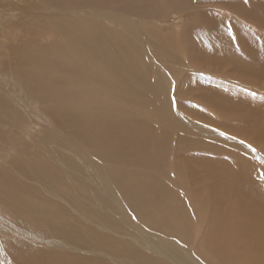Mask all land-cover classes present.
Listing matches in <instances>:
<instances>
[{
  "label": "rangeland",
  "instance_id": "obj_1",
  "mask_svg": "<svg viewBox=\"0 0 264 264\" xmlns=\"http://www.w3.org/2000/svg\"><path fill=\"white\" fill-rule=\"evenodd\" d=\"M213 1H217V0H111V1L110 0H93V1L92 0H65V1L64 0H0V23H1L0 55H2V57L0 56V214H2L3 212V214L6 215L5 213H7L6 212L7 209L1 206V201L6 196V193H10L11 191L16 190L22 183H24L26 184L27 192L28 193L30 192L29 194L31 195L27 197V202L30 201L32 203L31 205L33 206V208L36 207L35 209L39 210L38 208L41 207V210L44 209L45 211L47 208L49 210H52L54 213L56 210L60 208V211L63 214H58V216L55 215L56 213L54 215L53 213H51L53 216L51 214L48 216L45 214L41 215V217H47V218L49 217L50 220L51 219L55 220L54 223L55 225L61 226L63 224L66 227V221L70 218V216L72 217L70 218L71 221L73 219H79V216L85 221L86 218L83 217L84 216L83 209H85L86 207L96 210L98 212L97 215L100 213L99 215L103 216L104 222L106 223L108 222V224L105 223L104 225L101 222L100 223L97 222L99 221L96 218L97 215L91 216L88 214V218H89V219L87 218L88 222L85 221L88 227L90 226L87 231L88 233H86L81 228H80L81 230L79 231L69 229L68 234H70V236L68 235L67 236L68 238L66 237L65 239H62L59 242L55 243L54 246H56L57 244L56 247L58 248L55 249L52 248L51 246H52V242L57 240L53 238V236L52 237L49 236V234H47L46 231L41 230L44 228V226L38 225V228L34 227L37 226L36 224H33L31 226L30 223H35L34 221L33 222L28 221L25 223L24 221L25 219H22L21 217L19 219L20 222L22 221L21 222L22 228H19L20 230H22L20 234L21 236H18L19 238L16 239L20 241L23 245L27 244L28 246H32V248L34 249L32 251H34L38 255L37 258L40 259V262L38 263L37 261L35 264H47L48 262L49 263L52 262V264H56V263L65 264V262H63L65 260L64 258L65 254L77 255L79 253L82 255V259L79 260L78 264H91L90 262H94V261L99 262L100 264H102L103 262H107L110 264H114V263L115 264L116 263L117 264H150V262L151 264H157L159 262L160 264H171V263L176 264L174 263L173 260H176L178 257L180 258V260L184 261V264H191L192 263L191 261H193V264L195 263L216 264L210 258L206 257V255L209 256L210 252H217L215 250L213 243L210 240L211 237L210 234H212V230H213V223H210L209 225L210 227H205V224L207 225V222L201 223V229L197 230L193 235L189 237H185L184 233H180L176 230L172 222L167 221L168 215L160 218V215L157 214L150 215V212L145 211L142 205L145 204L146 201L144 202L138 200L136 202L137 205L139 204L138 208L140 207L138 209L137 206H132V202H130V199L127 200L117 199V197L114 195L116 194L119 195V194L117 189L114 190L113 187L120 186L121 188V184L119 183V186L111 182H106V184H104L105 183L104 180H106V177L108 178V175L110 177L111 172L109 171V168H111L112 165V164L110 165L111 161L113 159L117 161V159L115 158H118L119 156L112 157L110 151L109 152L110 156L107 155V157L108 156L111 157L112 158V160L110 159L111 161L105 158L100 159V157L102 156L98 155L100 153L99 151L98 152L95 151L96 142L94 143V140H92L94 139V137L92 136V133H90L91 131L89 124H86L87 133L83 132L84 134L77 135L79 136L80 139L74 136L83 129L80 126L70 122L69 119H67L66 113L69 109H72L74 105L63 102L62 100L65 99V97L66 98L69 97L71 92L76 93V95L72 93L71 95L77 96V98L78 95L79 97H81L80 91L78 88L75 87H70L68 90H65L64 88L61 87V86L64 87L63 82L69 80L68 72L70 70L69 67L61 69L60 66L61 56L51 55V54L59 52L63 49H67V46H72L71 44L68 45V43L64 41V39L68 37L70 33L73 32L77 33L74 35L75 37L83 36L82 33L79 34V32H77V28L81 26V25L80 26L76 25L78 22L83 24L84 21L88 25L92 26L89 27L88 30H90L95 34L97 32L105 33L111 30L118 31L119 34L115 40L116 44L122 45L124 46L125 49L129 50L131 61L125 60L121 57L116 45L106 46V52L103 54V56L106 57L107 60H100V64L107 62V65L104 66V68H106L108 67V65L111 66L115 62L117 64L116 67L118 70L130 68L129 73L123 72L120 76L126 78L127 82L122 86H120V90L122 91V94L120 95L121 97L120 96L119 97L122 100V97L124 99L125 96L126 98L123 100L125 102L129 101L130 97L131 98L133 97L132 99H130V101L132 100V102H137L139 100L143 105H145L146 113H150L151 110L154 113L156 112L155 115L158 114L157 120L155 119L153 124L151 123L153 120H150L151 122L148 120L147 116L149 114L146 113L136 114L137 115L136 117H138L139 120L142 119V118L140 119L139 117H144V115L145 117H147V118L144 117L142 122L143 123L142 129L145 128L144 129L145 132H147L148 130V132L151 133L150 131L153 130V132L155 133L159 130L158 132L159 134L157 133L158 136L155 133V136H157L156 138L154 137L153 132L150 134L153 136L151 138L145 136L144 134L145 132L143 133L141 132V134H143V137H145L146 139L143 138L140 132L138 131L143 143H145L144 146L149 143V145H146V153L147 152L151 154L154 153L156 156L158 155L157 157L159 158H161L160 157L161 155L162 156L161 159L164 160L166 157L165 156L163 157V154L171 155L170 154L171 151L175 153V150H178L179 147H181L183 144L187 147V148L185 146L181 147L182 150L185 151L187 149H190V147H193V145L195 147V143H198L201 140V143L204 144L203 148L207 150V151L205 150L204 153L207 154L210 153V155L213 154L215 155L217 153L216 155L217 156L220 155L221 157H223V160L225 159L226 161H228V159L230 160L232 159L233 161L238 163L240 162L243 163L245 160H250V159H251L250 161L254 160V163H256L258 167L260 166L259 168L262 170V176L252 174L256 179V183L254 184L256 188L252 186L244 176L241 175L240 171L238 170V166H236V176L238 177L237 180L239 182V185L243 189L246 190L253 189L256 192V195L253 196L257 199L256 204L257 205L262 204L264 206V175H263L264 174V122H263L264 109H262L264 108V91H263L264 68L263 66H261L257 68L256 71H251L249 68H246V70L243 71L241 70L242 72L238 71L236 69L238 68L236 65L240 62L230 61L226 56L227 52L226 51L222 52L224 46H220V44H226L241 49L245 54L243 56L244 61L249 62V65L252 67L256 56L260 55V57L264 58L263 55H261L262 53L257 49H255L254 55L251 58L252 51L255 48V46L263 45L264 23L263 21H260L257 18L252 19L251 21L248 20L250 11H249V7L247 6L244 7V11L242 13L245 17L243 16V18H241L240 20L239 17H237L236 14H234L237 17L236 19V17L232 14V11L230 9L218 7L212 3ZM228 3L230 5H233L234 0H229ZM251 7L254 10L253 14L255 16H259L261 15V13H264L262 7L260 8L257 1H252ZM40 10L42 11L44 10V11L42 12ZM38 13L41 15H39ZM214 16H218L219 18L228 21L236 20L238 23L237 29L239 30V33H233L228 38L220 37L217 29L220 27L221 22H219L218 24L214 23L213 20ZM23 18H25L24 21L22 20ZM14 20L16 21V23L19 22L17 24L23 26L19 27V25H17ZM7 21H11L12 23L8 22L9 23L8 24ZM64 21H66V23H63ZM74 22H75V26H73ZM14 23L17 26L14 27L15 25ZM10 24L12 25L14 24V25L10 26ZM38 24H39V28H38ZM58 24H61L60 29L65 30L64 32H66L68 35L66 33H63L59 37L55 33V26ZM5 26L7 28H5ZM8 26L11 28L14 27V29L12 28L11 30ZM30 27H32V29L34 30L33 32L34 35L31 33V31L33 30H31ZM97 27L101 28V30H98ZM7 30H9L10 32H8ZM14 32L16 33V35L14 34ZM25 32L30 36L33 35L36 39L33 38L32 36L30 38L29 35L28 37L25 34ZM43 32L44 34L47 35V38L44 36ZM253 34L255 35L253 36ZM107 37H108V41H112V38L109 35H107ZM84 39H86L85 36ZM24 40L29 42V43L26 42V44H28L27 45L28 47L26 46V44L23 43ZM34 40L35 42H33ZM21 41L23 42L21 43ZM174 41L175 44H173ZM244 41H247L246 45H244L243 43ZM82 46L84 47L85 44H83ZM211 49L213 50L211 51ZM201 51H211L210 52L211 54H208L210 58L209 57L205 58L204 56H200L199 53H202ZM43 53L48 55L50 54V56L48 57L49 60L53 63L52 66H54L55 64V66L59 67L57 71L47 70L46 73H44L45 75H43L41 74L39 69L37 70L36 67L34 68V66L31 63H33V61L34 64L38 63L37 61L38 59L42 63L43 61L41 59L42 57L41 54ZM35 69L36 71H34ZM200 69L201 71H199ZM146 71L147 73L150 74V76H148ZM208 71L211 72L208 73ZM111 72H112V67L109 68L103 75H109L111 74ZM210 73L212 75H210ZM206 74L208 77L206 76ZM30 75H32V77ZM140 78L141 80H139ZM192 78H195V80ZM150 82L154 86L153 89H155L154 90L155 96L153 95L150 96L151 94H149ZM170 82H172L173 84ZM254 82H256L257 84H255ZM51 84H55V86H52ZM158 84L159 86H157ZM245 84L246 86L248 85L247 86L248 88L245 86ZM217 87L219 89H217ZM256 88L258 89L255 90ZM128 93L130 95H128ZM207 97L210 98L208 99ZM77 98L75 97V99ZM58 99H62L61 101L65 103L63 104L61 102V106L64 110V112L61 114L57 110L56 102ZM134 99L136 100L134 101ZM155 100L159 102V103L157 102L159 108L157 105H154L156 102ZM251 100L253 101V103ZM102 103L103 104H102L101 112L97 113V110H94L96 107V103L94 102L92 103V105L94 104L92 111L89 110L87 114L90 117H94L98 119L97 114L99 113L101 114L103 112L104 115L106 116L112 112L110 115L112 117L116 116L114 118L116 120L120 119L121 117L120 115L122 113L123 115L121 118H124L125 116L127 118H130V116L132 115L131 112L128 111L127 109H123L119 107L120 110L121 109L123 110L120 111L121 114H119L120 116L119 117L118 114H116L117 113L116 111L118 109L116 105L115 106L109 105L110 106L109 107L104 102ZM150 103L153 105L152 107L155 108L152 107L150 108ZM203 103H206L208 105L206 106ZM196 104L200 106L203 105L201 107L202 109L200 108V106H197ZM234 104L236 105L232 106ZM261 104H263V106ZM250 105H252V107ZM257 105L258 106L260 105L261 107L260 106L258 107ZM107 106L109 109H107ZM111 108L114 110L117 108L115 111L113 110L115 112L114 113L115 115H113V111ZM232 108L234 109V111ZM156 109L158 110L154 111ZM204 109L205 111H203ZM225 109L228 112H226ZM146 110H148V112ZM230 110H232L231 111L232 113L230 112ZM250 110L252 113H250ZM244 111L246 114L244 113ZM254 111L255 114H253ZM260 112H263V114L261 113L262 116H259L261 115ZM161 113L163 116H161ZM237 113H239V115L241 113L243 114L239 116ZM214 114L215 115L219 114V116L221 114L223 115L219 117V116H215ZM226 115H230V116H226ZM245 116L247 117V119ZM161 117H162V121L159 120ZM252 117L255 119H253ZM65 118L67 121H65ZM224 119L225 121L226 120L228 121L225 122ZM146 120L149 122H146ZM158 120L161 121V123H157ZM154 123H157L156 124L157 127L151 128L150 124L154 125ZM146 124L147 126L149 125L148 127L150 128H148ZM170 126L173 128L174 131L171 130L172 128H170ZM186 129L188 130L190 129V132ZM168 130H170V132ZM74 131L77 132L74 133ZM134 131L135 129L133 131H127V132L132 134ZM160 131L162 132V136L166 138L165 140L163 138L162 141L164 146H162L161 144V138L159 136L161 135ZM164 131H168V132H165L164 134L163 133ZM171 131H173L174 133ZM179 131L180 132L184 131L183 133L185 135H182ZM149 133L146 134L149 136ZM166 133H170L171 135L173 133L174 135L172 137L174 138H172L169 135H166ZM187 134H190L188 135L190 137H188ZM193 134L194 136L192 138ZM84 135L86 138L84 137ZM179 135L182 136L181 139H178L180 138ZM209 135L210 137H208ZM81 136L84 139H82ZM107 136L108 133L105 134V137ZM183 139L184 141L187 139V141L185 143L183 142L179 143L180 141H183ZM127 140L126 137L120 139L119 145L121 148L124 147L123 143L125 145L128 144L126 145L127 147L129 146L131 141L128 142ZM122 141H125L126 143ZM165 141H167L168 144L165 143ZM190 141L191 142L194 141V142L191 143ZM159 142H160V147L163 148V150L165 149L164 152L159 146H157L159 145ZM90 143H92L93 146L90 145ZM150 143L152 146L150 145ZM201 143L200 145L202 146ZM132 144L133 143H131L129 147H131ZM154 144L156 148H153ZM186 144L187 145L190 144L188 145L190 147L188 148ZM207 144L209 147H206ZM171 146L173 148L175 146L176 147L173 150ZM236 146H238L237 147L238 149L236 148ZM133 148H135L134 144H133ZM169 148L171 151L169 150ZM155 149H157L159 153H157V150ZM226 149L227 152H225ZM220 150L224 151V154H226L227 156L226 157L223 156L224 154H222ZM95 152L99 157L96 155ZM117 152L119 155L121 154L120 149L117 150ZM160 152L163 154H161ZM228 152L229 154L231 153L230 155L232 157L228 154ZM235 154L237 155L238 159ZM173 156L175 157V154H173ZM241 159L243 162L241 161ZM37 160L39 161V165L36 164ZM108 161L110 163H108ZM118 161H120V158ZM157 161L158 160L155 161L156 164H158ZM202 161L204 164L203 167L202 168L195 167L197 168L196 170L200 172L202 170H204L203 172H209L212 168V166L210 167V165L212 164L211 163L209 164L207 160L203 159V157H202ZM142 162H143L142 159H137L138 166L136 169L135 168L132 169L134 170L138 169L139 171L145 172V166H142ZM147 162H148V166H147L148 168L146 170H148L147 172H150V159H147ZM41 164L42 166H40ZM43 169L44 171H42ZM145 174H141L140 183L143 187V190L144 189L148 190L146 189L147 186L145 185L146 184ZM160 174L165 176V173H159L158 176L159 178H161ZM143 175L145 178L143 177ZM192 176L193 175L189 176V178L192 179ZM12 179L17 181L18 187L17 185H13ZM141 179L143 180V183ZM109 183L112 186H110ZM160 183L161 181H158L157 185L155 186V190L156 193L158 194V197L160 199H163L164 192L163 189L160 188L162 184ZM158 184L160 185L158 186ZM197 188L200 189L199 185H197ZM29 189L31 191H29ZM206 193L210 195L209 191H206ZM194 194L197 195L198 194L197 191L194 190ZM40 196L41 198L43 196L42 198L43 200H45V198L49 200L47 205H37L42 200ZM4 200L7 199L5 198ZM128 202L130 203V205H128ZM93 203L94 205L92 206ZM198 203H200L203 207L209 209V207L213 202L203 203L202 201L199 200ZM49 206L50 208H48ZM223 206L225 209L229 208V212H231L234 208L232 203H225ZM129 207L132 212L129 210ZM133 207H135V213L132 209ZM115 209H120V214L119 212H116ZM170 209L172 208L171 207L169 208V206L168 208L166 207V211L164 213L170 212ZM139 211H141V214L139 213ZM174 212L176 211L174 210ZM36 214L39 213L36 212ZM204 216H208V214H205ZM204 216L201 215V217L206 218ZM24 225H27L28 228H24ZM7 227H10V225L8 223H5L3 227H0V231H2ZM36 228L39 229V232L36 231ZM168 228L170 229L169 232H168ZM89 230L92 232H89ZM82 231L85 234H89V235L91 233V236L98 233L97 235H95V237L94 236L93 238L91 237L95 241L98 239L100 240V238L103 237L102 234H106V235L108 234V236L116 237L117 239L120 238V240L122 238V240L124 241H122L121 244V241L119 240L117 247L111 248V252L109 251L110 250L109 249L107 250V252L105 251L106 253L104 251H102L103 252L102 253L101 250L97 247L96 243L98 242L97 241L95 242L91 240V238H88L90 236L84 235ZM81 232L82 234H79ZM114 233H116V235H114ZM199 233H200V237H199ZM74 234H77V236ZM78 234L83 238L82 237L80 238ZM85 236L88 237L85 238ZM184 237L187 243L181 241L182 239H184ZM196 238L200 240L198 241ZM127 239L128 241L130 240L132 241L130 242L131 247H132V243L133 246L136 245L135 246L136 249L134 247L130 248L129 246H126L129 243ZM195 239L197 240V242H195ZM89 240L90 242L93 241L92 244L90 243L91 245L89 244ZM102 241L100 240L99 242ZM124 242L125 244L126 243L127 244L125 245ZM193 245H195L197 249H194ZM12 248L16 249V251L18 252V254H16L18 256L17 261H20L22 263L24 262L23 264H25L27 263V260L28 261L31 260L32 255L30 253V250H27L29 249L28 247L24 251H22L19 248H15L13 246ZM148 248L150 251L148 250ZM65 249L67 250L75 249L76 252L75 253L70 251L64 252ZM201 251H202V256L200 253ZM158 252L159 254H157ZM42 254L48 256L45 257L44 255L42 256ZM215 255L217 258L220 259H223L222 256H225V255H219L218 252ZM11 256L12 254H10L7 248L0 243V264H6L7 260H9L11 264H17V262L15 263L13 259L9 258ZM96 256H98V258ZM211 257L216 258L213 255ZM209 259L211 261H209ZM44 260L45 262L46 261L47 262L45 263ZM154 261L157 263H153Z\"/></svg>",
  "mask_w": 264,
  "mask_h": 264
},
{
  "label": "bare ground",
  "instance_id": "obj_2",
  "mask_svg": "<svg viewBox=\"0 0 264 264\" xmlns=\"http://www.w3.org/2000/svg\"><path fill=\"white\" fill-rule=\"evenodd\" d=\"M65 1V0H64ZM93 1V0H92ZM111 1V0H110ZM229 0H217V1H213L212 3L218 7H222V8H227V9H230L232 11V14H236L237 17H239V19L241 20V18H243V11H244V7L247 6L249 7V16H248V20H252V19H259L260 21H263L264 23V13H261V15L259 16H255L253 14L254 10L253 8L251 7V4H252V1H257V3L259 4L260 8L262 7L263 11H264V0H248L247 3L244 2V0H234V3L233 5H230L228 3ZM156 3V2H155ZM159 3V2H158ZM3 5V4H2ZM68 5V4H67ZM108 5V4H107ZM49 6V5H48ZM59 6V5H58ZM47 8V7H46ZM49 8V7H48ZM115 8V7H114ZM18 9V8H17ZM51 9V8H50ZM73 9V8H72ZM156 9V8H155ZM53 10V9H52ZM16 11V10H15ZM27 11V10H26ZM42 11V10H40ZM44 11V10H43ZM42 11V12H43ZM129 11V10H128ZM74 12V11H73ZM28 13H29V10H28ZM39 14V13H38ZM76 14V13H75ZM96 14V13H95ZM14 15V14H13ZM41 15V14H39ZM45 15V14H44ZM80 15V14H79ZM9 16V15H8ZM22 16V15H21ZM20 16V17H21ZM77 16V15H76ZM235 16V15H234ZM235 16V17H236ZM5 17V16H4ZM10 17V16H9ZM236 17V19H237ZM245 17V16H244ZM3 18V17H2ZM6 18V17H5ZM14 18H17V17H14ZM45 18V17H44ZM48 18V17H46ZM21 19V18H20ZM25 18H23L22 20L24 21ZM27 19V17H26ZM245 19V18H244ZM13 20V19H12ZM11 20V21H12ZM16 20V19H15ZM14 20V21H15ZM45 20V19H44ZM77 20V19H76ZM213 20H214V23H219L221 22V25L220 27L217 29L218 33H219V36L220 37H223V38H228L230 37L233 33H239V30L237 29L238 27V23L237 21H228V20H225V19H221L219 18L218 16H214L213 17ZM246 20V19H245ZM11 21H7V23H12ZM21 21V20H20ZM78 21V20H77ZM247 21V20H246ZM4 22V21H2ZM26 22V21H25ZM24 22V23H25ZM72 22V21H70ZM248 22V21H247ZM8 23V24H9ZM16 23V21H15ZM14 23V24H15ZM19 23V22H17ZM16 23V24H17ZM23 23V24H24ZM47 23V22H46ZM63 23H66V21H64ZM62 23V24H63ZM79 23V22H78ZM76 24L80 27L77 28V32L82 33L83 36L82 37H75L74 35L77 34L75 32L73 33H70V35L72 36H68L64 39V41L66 43L71 44L72 46H67V49H63L59 52H56L54 54H51V55H58V56H61V61H60V66H61V69L62 68H67L69 67V72H68V76H69V80L66 81V82H63L64 84V87L61 86L62 88H64L65 90H68L70 87H75V88H78L79 91H80V96L78 95V98L77 96H73L69 95V97H65V99H58L57 102H56V105H57V110L59 111V113H63L64 110L61 106V102H66L68 104H72L74 105V107L72 109H69L67 111V119H69L70 122L80 126L83 130L79 131L78 129V133L75 134L74 136L78 139L79 134H84V133H87V129H86V124H89L90 125V133H92V136L94 137V143L96 142V150L95 151H99L100 153L98 155H101L102 157L101 158H105V159H108V160H112L109 154V152L111 151V154H112V157L115 156H119L118 158H115L117 159L116 160H110L111 163L108 161V163H110L111 165V168H109V172L110 173V177L108 175V178L106 177V180H104V184H106V182H111L113 184H116L117 186H119V183L121 184V188L120 186L119 187H113L114 190L117 189L118 191V194L119 195H114L117 197V199L119 200H127V199H130V202H132V206H137L138 208V205L136 204V202L138 200H141V201H146L145 204L142 205L143 209H145V211L147 212H150V215H154V214H157V215H160V218L164 217V216H167V221H170L172 222V224L175 226L176 230L180 233H184L185 234V237H189L191 235H193L197 230L201 229V223H206L207 222V225L205 224V227H210V223H213V230H212V234L211 237H210V240L211 242L213 243L214 247H215V250L218 252L219 255H225V256H222L223 259H220V258H217L215 254H217V252H210L209 256L206 255V257L210 258L214 263H218V264H264V206L262 204H256V201L257 199L255 197H253L254 195H256V192L253 190V189H250V190H246V189H243L240 185H239V182L237 180V176H236V166H238V170L240 171L241 175L244 176L248 181L249 183L254 186V184L256 183V179L255 177L252 175H259V176H262V170L258 167V165L256 163H254V160L253 161H250V160H245L243 163H238V162H235L233 161L232 159H228V161H225L223 160V157H221L220 155L216 156L213 154V155H210L207 154V153H204V151L206 149L203 148L204 144L201 143V140L199 141L198 139V143H195V147L193 145V147H190L188 145H190L192 142L194 141H190L191 143L190 144H186L188 146V148L190 147V149H187L185 151L182 150V146L184 147L185 145L183 144L181 147H179L178 150H175V153H173L170 148L169 150L171 151V155H165L163 153V157L165 156L166 158L164 160H162V156L160 155L161 158L157 157L153 152V154L151 153H146V145H149L146 144L144 146L145 143H143L142 139H141V132H145V128L142 129L143 127V118L145 117H139L141 120L138 119V117H136L138 113H146L145 112V105H143L139 100V103L138 101L137 102H132V100L130 101V99H132L130 97L129 101L125 102L123 101L126 97L124 96V99L122 97V100H121V94H122V91L120 90V86H122L123 84H125L127 81H126V78L124 77H120L121 74L123 72H126V73H129L130 72V68H126V69H123V70H118L117 69V64L114 62L111 66L108 65V67L104 68V66L107 65V62H104V63H101L100 64V60H107L106 57L103 56V54L106 52V46H111V45H116V47L118 48L119 50V53L121 55V57L125 60H130L131 61V57H130V53H129V50L125 49L124 46L122 45H118L116 44L115 40L119 34L118 31H109V32H97L96 34L91 32L90 30H88L89 27H92L90 25H88L87 23H85L83 21V24L82 23H79V24ZM246 23V22H245ZM3 24V23H2ZM7 24V25H8ZM13 24V25H14ZM14 25L17 26V25ZM22 24V23H21ZM252 24V23H251ZM5 25V24H4ZM6 25V26H7ZM12 24H10L11 26ZM12 25V26H13ZM47 25V24H46ZM60 25L61 24H58L55 26V33L60 37V35H62L63 33H66L64 32L65 30L63 29H60ZM0 26H1V23H0ZM5 26V28H7ZM20 26H23V25H19ZM73 26H75V22L73 23ZM250 26V25H249ZM9 27V26H8ZM14 27H12L14 29ZM17 27V28H19ZM33 27V26H32ZM31 28V30H33ZM44 27V26H43ZM49 27V26H48ZM240 27V26H239ZM11 30L12 28L9 27ZM8 28V29H9ZM29 28V29H30ZM34 28V27H33ZM38 28H39V24H38ZM98 30H101V28L97 27ZM3 29V28H2ZM26 29V28H25ZM47 29V27H46ZM17 30V29H16ZM259 30V29H258ZM5 31V30H4ZM8 32H10L9 30H7ZM14 31V30H13ZM11 31V32H13ZM23 31V30H22ZM75 31V29H74ZM17 32V31H16ZM34 30L31 31V33L33 34ZM53 32V31H51ZM255 32V31H254ZM30 33V32H29ZM30 33V34H31ZM9 34V33H7ZM14 34L16 35V33L14 32ZM26 34V32H25ZM44 34V32H43ZM67 34V33H66ZM65 34V35H66ZM18 35V34H17ZM27 36L29 34H26ZM25 35V36H26ZM34 35V34H33ZM33 35H31L33 38H35ZM38 35V33H37ZM54 35V33H53ZM68 35V34H67ZM107 35H109L111 38H112V41H108V37ZM255 34H253L254 36ZM9 36V35H8ZM14 36V35H13ZM21 36V35H20ZM30 36V35H29ZM28 36V37H29ZM30 36V38H31ZM44 36L47 38V35L44 34ZM84 36L86 39H84ZM3 37V36H2ZM11 37H12V34H11ZM17 37V36H16ZM37 37V36H36ZM44 37V38H45ZM259 37V36H258ZM1 38V37H0ZM21 38V37H20ZM41 38V37H40ZM45 38V39H46ZM254 38V37H253ZM252 38V39H253ZM5 39V38H4ZM12 39V38H11ZM29 39V38H28ZM36 39V38H35ZM44 39V40H45ZM205 39V38H204ZM32 40V39H31ZM166 40V39H165ZM216 40V39H215ZM219 41V40H218ZM23 41H21L22 43ZM29 43L28 41H25L24 40V44ZM35 42V40L33 41ZM32 42V43H33ZM173 42V41H172ZM196 42V41H195ZM212 42V41H211ZM221 42V41H220ZM31 43V44H32ZM225 43V42H224ZM244 45L247 44V41H244L243 42ZM251 43V42H250ZM34 44V43H33ZM85 44V46L83 47L82 45ZM175 44V41L174 43ZM208 44V43H206ZM212 44V43H211ZM28 44H26L27 46ZM210 45V44H209ZM243 45V46H244ZM263 45H264V41H263ZM263 45H256L255 48L253 49L252 51V56L251 58L253 57L254 55V52H255V49L259 50L263 55L264 57V46ZM25 46V47H26ZM30 46V44H29ZM90 46V47H89ZM194 46V45H193ZM220 46H224V49L222 50V52H227L226 53V56L227 58L232 61V62H240L238 63L236 66L239 68H236L238 71H243V70H246V68H249L251 71H256L257 68L263 66L264 68V58L260 57V55L256 56L255 58V61L252 65V67L249 65V62H246L244 61L243 59V56L245 55L244 52L239 49V48H235L234 46L232 45H226V44H220ZM28 47V46H27ZM206 49V48H205ZM213 49H211L212 51ZM211 51H201L202 53H199L200 56H204L205 58L209 57L208 54H211L210 52ZM50 52V50H49ZM218 52V51H217ZM16 53V52H15ZM110 53V52H109ZM194 53V52H193ZM42 57V63L40 62V60L38 59V63H35L34 64V61L33 63H31L34 68L36 67L37 70L39 69V71L41 72V74L45 75L44 73H46L47 70H52V71H57L58 70V66H52V62L49 60V57L50 54H41ZM144 55V54H143ZM222 55V54H221ZM2 57V55H0ZM37 56V55H36ZM188 56V55H187ZM190 56V55H189ZM248 56V55H246ZM48 57V59H47ZM193 57V56H192ZM27 58V57H26ZM210 58V57H209ZM214 59V58H213ZM32 60V59H31ZM36 60V59H34ZM36 61V62H37ZM133 61V60H132ZM208 61V60H207ZM50 62V63H49ZM144 62V61H143ZM218 62V61H217ZM145 63V62H144ZM211 63V62H210ZM213 63V61H212ZM29 64V63H28ZM200 64V63H199ZM31 65V66H32ZM58 65V64H56ZM219 65V64H218ZM231 65V64H230ZM29 67V66H28ZM112 67V72L111 74L109 75H103L109 68ZM147 67V66H146ZM192 67H195V66H192ZM210 67V66H209ZM197 68V67H196ZM201 68V67H200ZM216 68V67H215ZM230 68V67H229ZM220 69V68H219ZM231 69V68H230ZM234 69V68H233ZM204 70V69H203ZM206 70V69H205ZM224 70V69H223ZM261 70V69H260ZM36 71V69L34 70ZM34 71H31V72H34ZM62 71V70H60ZM145 71V70H144ZM196 71V70H195ZM201 71V69L199 70ZM207 71V70H206ZM216 71V70H215ZM221 71V70H220ZM225 71V70H224ZM241 71V72H242ZM211 72V71H208V73ZM217 72V71H216ZM50 73V71H49ZM147 73V71H146ZM145 73V74H146ZM173 73V72H172ZM207 73V74H208ZM219 73V72H218ZM264 73V72H263ZM148 76H150L149 73H147ZM206 74V76H207ZM215 74V73H214ZM34 75V74H33ZM210 75H212L210 73ZM209 75V76H210ZM223 75V74H222ZM21 76V75H20ZM32 77V75H30ZM146 76V75H145ZM153 76V75H151ZM216 76V75H215ZM214 76V77H215ZM189 77V76H188ZM199 77V76H198ZM208 77V76H207ZM206 77V78H207ZM243 77V76H242ZM61 78V77H60ZM134 78V77H133ZM197 78V77H196ZM231 78V77H230ZM236 78V77H235ZM238 78V77H237ZM154 79V78H152ZM151 79V80H152ZM195 80V78H192ZM209 79V78H208ZM138 80V79H137ZM141 80V78L139 79ZM138 80V81H139ZM217 80V79H215ZM250 80V79H249ZM122 81V82H120ZM153 81V80H152ZM186 81V80H185ZM230 81V80H229ZM253 81V80H251ZM4 82V81H3ZM40 82V81H39ZM118 82V83H116ZM157 82V81H156ZM174 82V81H173ZM187 82V81H186ZM185 82V83H186ZM190 82V81H189ZM188 82V83H189ZM193 82V81H192ZM207 82V81H206ZM236 82V81H235ZM248 82V80H247ZM60 83V82H59ZM154 83V82H153ZM172 83V82H170ZM187 83V84H188ZM241 83V82H240ZM255 84H257L256 82H254ZM253 83V84H254ZM155 84V83H154ZM173 84V83H172ZM192 84V83H191ZM210 84H211V81H210ZM238 84V83H237ZM52 86H55V84H51ZM144 85V84H143ZM180 85V84H179ZM182 85V83H181ZM218 85V84H216ZM215 85V86H216ZM252 85V83H251ZM259 85V84H258ZM59 86V87H60ZM146 86V85H145ZM159 86V84L157 85ZM190 86V85H188ZM187 86V87H188ZM220 86V85H219ZM233 86V85H232ZM246 86V84H245ZM248 86V85H247ZM246 86V87H247ZM150 93L151 94L150 96H155V92L153 89V84H151L150 82ZM57 88V87H56ZM148 88V87H147ZM182 88V87H181ZM186 88V87H184ZM213 88V87H212ZM224 88V87H223ZM248 88V87H247ZM252 88V87H251ZM20 89V88H19ZM73 89V88H72ZM210 89V88H209ZM217 89H219L217 87ZM258 88H256L255 90H257ZM62 90V89H61ZM76 90V89H75ZM143 90V89H142ZM147 90V89H146ZM211 90V89H210ZM221 90V89H220ZM224 90V89H223ZM71 91V90H70ZM136 91V90H135ZM157 91V90H156ZM216 91V90H215ZM230 91V90H229ZM237 91V90H236ZM262 91V90H261ZM264 91V90H263ZM60 92V91H59ZM137 92V91H136ZM135 92V93H136ZM235 92V90H234ZM239 92H242V91H239ZM53 93V92H51ZM62 93V92H61ZM79 93V92H78ZM215 93V92H214ZM213 93V94H214ZM222 93V92H221ZM55 94V93H54ZM64 94V93H63ZM69 94V93H68ZM72 94H75L76 93H72ZM127 94V93H126ZM132 94V93H131ZM134 94V93H133ZM137 94V93H136ZM227 94V93H226ZM245 94V92H244ZM248 94H251V93H248ZM128 95H130L128 93ZM239 95V93H238ZM243 95V94H242ZM253 95V94H252ZM255 95V94H254ZM63 96V95H62ZM120 96V97H119ZM146 96V95H145ZM246 96V94H245ZM249 96V95H248ZM257 96V95H256ZM61 97V95H60ZM75 97L77 99H75ZM140 97V96H139ZM230 97V96H229ZM135 98V96H134ZM150 98H153V97H150ZM208 98V97H207ZM210 98V97H209ZM208 98V99H209ZM214 98V97H212ZM227 98V97H225ZM243 98V97H242ZM141 99V98H140ZM145 99V98H144ZM244 99V98H243ZM62 100V101H61ZM136 99H134L135 101ZM154 100V99H152ZM200 100V99H199ZM213 100V99H212ZM249 100V99H248ZM255 100V99H254ZM142 101V100H141ZM144 101V100H143ZM156 101V102H155ZM155 101H152V102H155L154 105H157V100ZM195 101V99H194ZM237 101V100H236ZM243 101V100H242ZM245 101V100H244ZM252 101V100H251ZM257 101V100H256ZM259 101V100H258ZM62 102V103H63ZM96 103V107L94 110H97V113L98 112H101L102 111V102H104L105 104H107L108 106H115L118 107L117 109V113L118 116L120 113V108H123V109H127L128 111L131 112V116L130 118H127L126 116L124 118H121L123 113L119 116L120 119L119 120H116L114 119L115 117H112L110 114L108 115H104V113L102 112L101 114H97L98 116V119L97 118H94V117H90L87 112L90 110L92 111L93 109V105L92 103ZM151 102V101H150ZM203 102V101H202ZM200 102V103H202ZM214 102V101H213ZM224 102V101H223ZM235 102V101H234ZM250 102V101H248ZM28 103V102H27ZM159 103V102H158ZM194 103V102H193ZM232 103V102H231ZM236 103V102H235ZM246 103V102H245ZM253 103V101H252ZM255 103V102H254ZM261 103V102H260ZM259 103V104H260ZM65 104V103H63ZM62 104V105H63ZM147 104V103H146ZM184 104V103H183ZM205 104L206 106L208 104L206 103H203ZM215 104V103H214ZM229 104V102H228ZM241 104V103H240ZM248 104V103H247ZM250 104V103H249ZM258 104V103H256ZM255 104V105H256ZM197 106H200L198 104H196ZM204 105V106H205ZM210 105V104H209ZM219 105V104H218ZM236 104L232 105V106H235ZM238 105V104H237ZM254 105V104H253ZM263 106V104H261ZM107 106V109H109ZM109 106V107H110ZM153 105L150 103V108L152 107ZM203 106V105H202ZM200 106V108L202 107ZM223 106V104H222ZM225 106V105H224ZM244 106V105H243ZM246 106V105H245ZM252 107V105H250ZM258 106V105H257ZM260 106V105H259ZM258 106V107H259ZM120 107V108H119ZM148 107V106H146ZM226 107V106H225ZM228 107V106H227ZM257 107V108H258ZM261 107V106H260ZM71 108V107H70ZM106 108V107H105ZM115 108V107H114ZM152 108H155V107H152ZM159 108V106H158ZM195 108V106H194ZM219 108V107H217ZM234 108V107H233ZM232 108V109H233ZM247 108V107H246ZM106 109V111H107ZM112 109V108H111ZM110 109V111H111ZM115 109V110H116ZM199 109V108H198ZM202 109V108H201ZM215 109V107H214ZM231 109V107H230ZM236 109H237V106H236ZM239 109V107H238ZM242 109V107H241ZM245 109V108H243ZM264 109V108H262ZM114 109H112L113 111ZM114 110V111H115ZM158 109L154 110V111H157ZM197 110V109H196ZM195 110V111H196ZM212 110V109H211ZM261 110V109H260ZM104 111V110H103ZM113 111V115H115ZM123 111V110H122ZM148 112V110H146ZM205 111V109L203 110ZM210 111V110H209ZM214 111V110H213ZM223 111V110H221ZM226 111V109H225ZM232 110H230L231 112ZM234 111V109H233ZM259 111V110H258ZM105 112V111H104ZM119 112V113H118ZM228 112V111H226ZM241 112V111H240ZM243 112V111H242ZM248 112V111H247ZM264 112V111H263ZM263 112H260V114ZM156 113V112H155ZM155 113L153 111L150 110V113H146V114H149L147 117H148V120H153L151 123L153 124L154 120L156 119L157 120V117H158V114L155 115ZM232 113V112H231ZM230 113V114H231ZM234 113V112H233ZM236 113V112H235ZM245 113V111H244ZM250 113L251 110H250ZM59 114V115H60ZM160 114V113H159ZM206 114V113H205ZM216 114V113H215ZM214 114V115H215ZM220 114V112H219ZM219 114L215 115V116H219ZM239 115V113H237ZM243 113H241L240 115H242ZM246 114V113H245ZM244 114V115H245ZM253 114H255V111L253 112ZM259 114V113H257ZM256 114V115H257ZM259 115V116H262ZM65 115V114H64ZM95 115V114H94ZM110 115V116H109ZM125 115V114H124ZM127 115V114H126ZM168 115V114H167ZM223 115V114H221ZM221 115L219 117H221ZM236 115V114H235ZM239 115V116H240ZM249 115V114H248ZM255 115V116H256ZM57 116V115H56ZM161 116L162 113H161ZM226 116H230V115H226ZM238 116V117H239ZM252 116V115H251ZM254 116V115H253ZM118 117V118H119ZM145 117V118H147ZM211 117V116H210ZM223 117V116H222ZM232 117H233V114H232ZM230 117V118H232ZM243 117V116H241ZM240 117V118H241ZM246 117V116H245ZM253 118V117H252ZM159 119V118H158ZM227 119V118H226ZM244 119V118H243ZM247 119V117H246ZM251 119V117H250ZM255 119V118H253ZM253 119H252V122H253ZM162 121V117L159 119ZM157 123H161V121H159ZM221 120V119H220ZM223 120V119H222ZM233 120V119H232ZM249 120V119H248ZM259 120V119H257ZM264 120V119H263ZM52 121V120H51ZM65 121L66 118H65ZM68 121V122H69ZM146 120V122H149ZM165 121V119H164ZM163 121V122H164ZM170 121V120H168ZM225 121V119H224ZM228 121V120H226ZM225 121V122H226ZM230 121V119H229ZM251 121V120H250ZM256 121V120H255ZM145 122V123H146ZM174 122V121H173ZM237 122V121H236ZM251 122V123H252ZM264 122V121H263ZM262 122V123H263ZM157 123H154V125L150 124L151 125V128L153 127H157L156 124ZM228 123V122H227ZM230 123V122H229ZM246 123V122H245ZM248 123V121H247ZM249 123V124H251ZM258 123V122H257ZM68 124V123H67ZM149 124V123H147ZM146 124V126H147ZM248 124V125H249ZM255 124V123H253ZM176 125V123H175ZM235 125V124H234ZM245 125V124H244ZM243 125V126H244ZM247 125V124H246ZM75 126V125H74ZM145 126V125H144ZM145 126V127H146ZM149 126V125H148ZM147 126V127H148ZM229 126V125H228ZM178 127V126H176ZM236 127V126H235ZM150 128V127H148ZM147 128V129H148ZM170 128H172L170 126ZM239 128V127H238ZM73 129V127H72ZM76 129V128H75ZM135 129V131L130 134L129 132L127 131H133ZM159 129V127H158ZM163 129V128H161ZM37 130V129H36ZM89 130V129H88ZM173 130V128L171 129ZM176 130V128H175ZM188 130V129H186ZM233 130V129H231ZM241 130V129H240ZM256 130V129H255ZM124 131V132H123ZM140 134H139V132ZM150 131V130H149ZM170 132V130H168ZM168 131H164L163 133L165 134V132H168ZM174 131V130H173ZM171 131V132H173ZM190 132V129L188 130ZM193 131V130H192ZM237 131V130H236ZM242 131H243V128H242ZM240 131V132H242ZM253 131V130H251ZM263 131V130H262ZM77 132V131H74V133ZM84 132V133H83ZM89 132V131H88ZM126 132V133H125ZM151 133L153 132V130L150 131ZM159 130L156 133V135L158 136V133ZM180 132V131H179ZM184 132V131H183ZM182 131L180 132L182 135H185ZM233 132V131H232ZM246 132V131H245ZM108 133V136L105 137V134ZM128 133V134H127ZM146 133H149L148 130L147 132H145V136L147 137H153L152 135H150L151 133H149V136L146 134ZM155 133L153 132L154 134V137L156 138L157 136H155ZM158 133V134H157ZM161 135L160 138H161V144L162 146L163 143V136H162V132L160 131ZM174 133V132H173ZM172 133V135L170 133H166V135H169V136H173L174 134ZM178 134V133H177ZM180 134V135H181ZM195 134V132H194ZM194 134L192 135V138L194 136ZM248 134V133H247ZM142 137H143V134H141ZM179 135V136H180ZM190 135V134H187V136ZM200 135V134H199ZM234 135V134H233ZM239 135V134H238ZM196 136V135H195ZM201 136V135H200ZM82 137V136H81ZM85 137V135H84ZM126 137V140L129 142L131 141V143H133L135 145V148H133V144L131 147L130 144L129 146L127 147L126 145L128 144H124V147H120L119 145V142H120V139ZM178 137V135H177ZM182 136H180V138L178 139H181ZM190 137V136H188ZM205 137V136H204ZM210 137V135L208 136ZM248 137V136H247ZM86 138V137H85ZM90 138V137H89ZM145 138V137H143ZM174 138V137H172ZM82 139H84L82 137ZM146 139V138H145ZM154 139V138H153ZM166 138H164L165 140ZM168 139V138H167ZM190 139V138H189ZM196 139V138H195ZM203 139V137H202ZM210 139V138H209ZM125 140V139H124ZM135 140V141H134ZM157 140V139H156ZM159 140V139H158ZM169 140V139H168ZM173 140V139H172ZM193 140V139H192ZM257 140V138H256ZM170 141V140H169ZM187 141V139L184 141H180L179 143L183 142L185 143ZM196 141V140H195ZM203 141V140H202ZM205 141V140H204ZM259 141V140H258ZM122 142H125V141H122ZM127 142V143H128ZM197 142V141H196ZM98 143V144H97ZM126 143V142H125ZM165 143H167V141H165ZM175 143V142H174ZM189 143V142H188ZM200 143L202 144V146L200 145ZM206 143V142H205ZM208 143V142H207ZM212 143V142H211ZM158 144V142H157ZM168 144V143H167ZM166 144V145H167ZM90 145L93 146L92 143H90ZM151 145V143H150ZM165 145V146H166ZM91 146V147H92ZM95 146V145H94ZM152 146V145H151ZM155 146V144H154ZM153 148H156V146ZM160 147V142H159V145H157ZM168 146V145H167ZM166 146V147H167ZM177 146V145H176ZM175 146V147H176ZM214 146V145H213ZM234 146V145H233ZM148 147V146H147ZM172 147V146H171ZM174 147V148H175ZM186 147V146H185ZM206 147H209L208 144ZM217 147V146H216ZM220 147V146H218ZM238 146H236L237 148ZM120 149V155L118 154L117 150ZM134 151H133V149ZM149 148V147H148ZM158 148V147H157ZM161 148V147H160ZM173 148V147H172ZM173 148V150H174ZM187 148V147H186ZM194 148V149H192ZM233 148V147H232ZM243 148V147H242ZM31 149V148H30ZM163 150V148H161ZM160 149V151H161ZM177 149V148H176ZM210 149H211V146H210ZM238 149V148H237ZM157 150V149H155ZM165 150V149H164ZM163 150V152H164ZM209 150V149H208ZM217 150V148H216ZM243 150V149H242ZM241 150V151H242ZM30 151V150H29ZM89 151V150H88ZM93 151V150H92ZM153 151V150H152ZM207 151V150H206ZM221 151V150H220ZM219 151V152H220ZM90 152V151H89ZM150 152V151H149ZM211 152V151H210ZM218 152V153H219ZM222 154H224V151H221ZM225 152H227V149L225 150ZM243 152V151H242ZM92 153V152H91ZM96 153V152H95ZM157 153H159V151L157 150ZM175 154V157L173 156V154ZM215 153V152H214ZM235 153V151H234ZM244 153V152H243ZM35 154V152H34ZM94 154V153H93ZM207 154V155H206ZM229 154V152H228ZM231 154V153H230ZM229 154V155H230ZM90 155V153H89ZM97 155V153H96ZM97 155V156H98ZM107 155H109L107 157ZM177 155V156H176ZM236 155V154H235ZM223 156H227L226 154H224ZM231 156V155H230ZM239 156V155H238ZM99 157V156H98ZM178 157V158H176ZM202 157L203 159L207 160V162L212 165H210V167L212 166L211 170L209 172H203L204 170H202L201 172L200 171H197L195 167H200L202 168L203 167V161H202ZM232 157V156H231ZM230 157V158H231ZM237 157V155H236ZM50 158V157H49ZM59 158V157H58ZM96 158V157H95ZM120 158V161H118ZM257 158V157H256ZM125 159V161H124ZM137 159H142L143 162H142V166H145V172L144 171H139L138 169L137 170H134L132 168H137L138 166V163H137ZM147 159H150V172H147L148 170H146L148 167V162H147ZM238 159V157H237ZM158 160V164L155 163V161ZM236 160V159H235ZM38 161V160H37ZM36 161V164L39 165V161L37 162ZM128 161V163H127ZM103 162V161H102ZM115 162V164H114ZM126 162V163H125ZM95 163V162H94ZM103 164V163H102ZM206 164V163H205ZM207 164V165H209ZM53 165V164H51ZM71 165V164H70ZM198 165V166H197ZM42 166V164L40 165ZM93 166V165H92ZM206 166V165H205ZM56 167V166H55ZM209 167V168H210ZM44 168V167H43ZM93 168V167H92ZM102 169V168H101ZM111 169V170H110ZM204 169V168H203ZM208 169V168H207ZM206 169V170H207ZM47 170V169H45ZM205 170V171H206ZM44 171V169L42 170ZM41 171V172H42ZM97 171V170H96ZM168 173H167V172ZM49 172V171H48ZM43 173V172H42ZM146 173V174H145ZM159 173H165V176L164 175H161V178H159ZM53 174V173H52ZM50 174V175H52ZM112 174V175H111ZM141 174H145L146 176V180H145V185L147 186L146 189L148 190H143V187L140 183V177H141ZM56 175V174H55ZM192 176V179L189 178V176ZM264 175V174H263ZM43 176V175H41ZM105 177V176H104ZM144 177V175H143ZM51 178V177H49ZM145 178V177H144ZM45 179V178H44ZM104 179V178H103ZM39 180V179H38ZM13 185H17L18 187V184H17V181L13 180ZM49 181V180H48ZM142 183H143V180L141 179ZM158 181H161V186L160 188L163 189V199H160L158 197V194L156 193V190H155V186L157 185ZM2 182V181H1ZM41 182V181H40ZM43 182V181H42ZM47 182V180H46ZM59 182V181H57ZM64 182V181H63ZM157 182V183H156ZM102 183V184H103ZM2 184V183H1ZM66 184V183H64ZM63 184V185H64ZM110 184V183H109ZM108 184V185H109ZM158 184V186L160 185ZM195 184V186H194ZM244 184V183H243ZM4 185V184H3ZM41 185V184H40ZM48 185V184H47ZM197 185H199L200 189L197 188ZM66 186V185H65ZM95 186V185H93ZM110 186H112L110 184ZM255 187V186H254ZM99 188V187H98ZM197 188V189H196ZM256 188V187H255ZM31 189V188H30ZM29 189V191H31ZM64 189V188H63ZM69 189V188H68ZM108 189V188H107ZM38 190V189H37ZM112 190V189H110ZM194 190L197 191V195L194 194ZM206 191H209L210 192V195H208L206 193ZM106 192V191H105ZM108 192V191H107ZM112 192V191H111ZM30 193V192H29ZM27 192V188H26V184L22 183L16 190H13L11 191L10 193H6V196L4 197V199L6 198L7 200H3L1 201V206L4 207L6 210L7 213H5L6 215L3 214H0V227H3L5 223H8L10 225V227H7L5 229H3L2 231H0V243L7 248V250L10 252V254H12L11 257H9L10 259H13V261L17 264H23L22 262L20 261H17L18 260V256L16 254H18V252L16 251V249L12 248L15 247V248H19L21 249L22 251H24L27 247L29 249L27 250H30V253L32 255V258L30 261L27 260V263L25 264H35L37 261L38 263L40 262V259L37 258V254L32 251L34 250L32 248V246H28L27 244L23 245L20 241H18L16 238H19L18 236H21V231L19 228H22L21 227V222H20V218L22 217V219H25V223L28 222V221H34L35 223H30L31 226L33 224H36L37 226H34V227H37L38 228V225H42L44 226L43 231H46L47 234H49V236H53V238H55L57 241H53L52 242V248H55V249H58L55 245V243L59 242L60 240L62 239H65L68 235L70 236V234H68L69 232V229L70 230H81L83 229L86 233H88V225L86 224L85 221H87V218H88V214L91 215V216H96L97 215V211L94 210V209H90L88 207H86L85 209H83L84 211V216L86 218V220L84 221L80 216H79V219H73L71 221L70 218H72L70 216V218L66 221V227L61 223L60 225L61 226H58V225H55V220H50L49 217H41L42 214H45V215H50L51 213H53V215L55 214L56 216H58V214H63L61 211H60V208L58 210L55 211V213L52 211V210H49L47 209L46 207V211L44 209L41 210V207L38 208L39 210L33 208V206L31 205L32 203L30 201L27 202V197L31 196ZM65 193V192H64ZM43 195V194H42ZM37 196V195H36ZM69 197V196H68ZM80 197V196H79ZM253 197V198H252ZM41 198V196H40ZM43 198V196H42ZM41 198V199H42ZM45 198V197H44ZM83 198V197H82ZM108 198V197H107ZM39 199V198H38ZM40 199V200H41ZM79 199V198H78ZM202 201L203 203L205 202H209V203H212L211 206L208 208H205L203 207L200 203H198V201ZM39 201V200H38ZM48 199L45 198V200H41L37 205H47L48 204ZM81 201V200H80ZM55 202V201H54ZM35 203V202H34ZM50 203V202H49ZM110 203V202H109ZM124 203V202H123ZM225 203H232L233 204V210L231 212H229V208L228 209H225L224 208V204ZM27 204V205H26ZM83 205V204H82ZM91 205V204H90ZM94 205V203L92 204V206ZM128 205H130V203L128 202ZM127 205V206H128ZM58 206V205H56ZM84 206V205H83ZM104 206V205H103ZM124 206V205H123ZM171 207L172 209H170V212H167V213H164L166 211V207L168 208ZM38 207V206H37ZM125 207V206H124ZM33 208V209H32ZM43 208V206H42ZM50 208V206L48 207ZM114 208V207H113ZM140 208V207H139ZM138 208V209H139ZM3 209V208H2ZM27 209V210H26ZM122 209V208H121ZM134 213H135V207L132 208ZM48 210V211H47ZM82 210V209H81ZM129 210H130V207H129ZM137 210V209H136ZM174 210L176 212H174ZM64 211V210H63ZM116 212H119L120 214V209H115ZM125 211V210H124ZM131 211V210H130ZM5 212V211H4ZM39 213V214H36ZM82 212V211H81ZM132 212V211H131ZM70 213V212H69ZM137 213V212H136ZM139 213L141 214V211H139ZM100 214V213H99ZM97 215L96 218L99 220L97 222H101L105 225L106 222H104L103 220V216L101 215ZM138 214V213H137ZM205 215V214H208V216H204L206 218H203L201 217V215ZM52 215V214H51ZM52 215V216H53ZM105 215V214H104ZM145 216V215H144ZM99 217V218H98ZM102 217V218H101ZM105 217V216H104ZM108 217V216H106ZM142 217V215H141ZM147 217H150V216H147ZM146 217V218H147ZM51 218V217H50ZM84 218V219H85ZM94 218V217H93ZM159 218V217H158ZM157 218V219H158ZM89 219V218H88ZM109 219V218H108ZM146 220V219H145ZM148 220V219H147ZM23 221V222H24ZM108 221V220H107ZM151 221V220H150ZM88 222V221H87ZM136 222V221H135ZM164 222V221H162ZM166 222V221H165ZM130 223V222H129ZM147 223V222H146ZM145 223V224H146ZM65 224V223H64ZM108 224V222L106 223ZM136 224V223H135ZM140 224V223H139ZM215 224V225H214ZM147 225V224H146ZM96 226V225H95ZM154 226V225H153ZM99 227V226H98ZM107 227V226H106ZM24 228H28L27 225H24ZM23 228V229H24ZM33 228V227H32ZM36 228V231L39 232V229ZM81 228V229H80ZM102 228V226H101ZM146 228V227H145ZM94 229V228H93ZM152 229V228H151ZM169 228H168V232H169ZM172 230V229H171ZM204 230V229H203ZM210 230V229H209ZM32 231V230H31ZM35 231V230H34ZM99 231V230H97ZM95 231V232H97ZM109 231V230H107ZM173 231V230H172ZM83 232V231H82ZM79 233V234H82ZM89 232H92L89 230ZM175 233V232H174ZM205 233V232H204ZM207 233V232H206ZM78 234V236H79ZM84 235H89V234H85L83 232ZM95 234V233H94ZM98 233H96L95 235H97ZM137 234V233H136ZM208 234V233H207ZM77 236V234H74ZM95 235H93L95 237ZM101 235V234H100ZM103 237H98L100 238V240L102 242H99L98 240H96L98 243L97 244V247L102 251H106L109 250L111 252V248H114V247H117L118 245V242L120 240L117 239L116 237H112V236H108V234H102ZM114 235H116V233H114ZM165 235V234H164ZM90 237L88 238H93V236H91V233L89 235ZM123 236V235H122ZM148 236V235H147ZM208 236V235H207ZM80 238L82 236H79ZM85 236V238H87ZM124 237V236H123ZM168 237V236H167ZM185 237L184 239H182L181 241H184L185 243L186 240H185ZM199 237H200V233H199ZM2 238V239H1ZM68 238V237H67ZM70 238V237H69ZM75 238V236H74ZM83 238V237H82ZM93 241H95L94 239H92ZM142 238V237H141ZM96 239V238H95ZM156 239V238H155ZM170 239V238H169ZM177 239V238H176ZM197 239V238H196ZM195 239V242H197V240L199 241L200 239ZM75 240V239H74ZM87 240V239H85ZM165 240V239H164ZM178 240V239H177ZM180 240V239H179ZM192 240V239H191ZM64 241V240H63ZM83 241V240H82ZM90 242L89 240V244L93 243ZM95 241V242H96ZM121 244H122V238H121ZM126 241V239H125ZM128 241V239H127ZM148 241V240H147ZM129 245L124 244L126 246H129L130 248L134 247L133 246V243H132V247H131V243L132 242L131 240L128 241ZM136 242V241H134ZM194 242V240H193ZM82 243V242H81ZM143 243V242H142ZM177 243V242H176ZM208 243V242H207ZM66 244V243H65ZM90 244V245H91ZM120 244V243H119ZM136 244V243H134ZM175 244V243H174ZM192 244V243H191ZM203 244V243H202ZM205 244V243H204ZM85 245V244H84ZM196 245V244H195ZM193 245L194 249H197L196 246ZM120 246V245H119ZM123 246V245H121ZM139 246V245H138ZM176 246V245H175ZM205 246V245H204ZM62 247V246H61ZM141 247V246H140ZM198 247V246H197ZM207 247V246H206ZM67 248V247H66ZM119 248V247H118ZM129 248V249H130ZM133 248V250H134ZM176 248V247H175ZM91 249V248H89ZM124 249V248H123ZM128 249V248H127ZM136 249V248H135ZM138 249V248H137ZM181 249V248H180ZM210 249V248H209ZM114 250V249H113ZM112 250V251H113ZM117 250V248H116ZM132 250V251H133ZM149 250V248H148ZM189 250V249H188ZM67 251H70V252H73L75 253V249L74 250H67L65 249L64 252H67ZM108 251V252H109ZM127 251V250H126ZM130 251V250H129ZM150 251V250H149ZM169 251V250H168ZM105 252V253H106ZM207 252V251H205ZM24 253V252H22ZM53 253V252H52ZM103 253V252H102ZM201 253V256H202V251L200 252ZM199 253V255H200ZM209 253V252H207ZM235 253H238V254H235ZM26 254V252H25ZM55 254V253H54ZM87 254V253H86ZM100 254V253H99ZM98 254V255H99ZM108 254V253H107ZM110 254V253H109ZM118 254V253H117ZM159 254V252L157 253ZM205 254V253H204ZM20 255V254H19ZM23 255V254H22ZM21 255V256H22ZM30 255V256H31ZM45 256L47 257L48 255H45V254H42V256ZM58 255V254H57ZM61 255V254H60ZM85 255V253H84ZM101 255V254H100ZM115 255V253H114ZM167 255V254H166ZM215 256L216 258L214 257H211V256ZM26 256V255H24ZM92 256V255H91ZM90 256V257H91ZM164 256V255H163ZM200 256V257H201ZM54 257V256H53ZM98 258V256H96ZM100 257V256H99ZM103 257V255H102ZM106 257V256H105ZM126 257V256H125ZM221 257V258H222ZM225 257V259H224ZM8 258V259H9ZM41 258V257H40ZM61 258V257H60ZM65 260L63 262H65V264H78L79 263V260L82 259V255L79 253L77 255H69V254H65ZM86 258V257H85ZM159 258V256H158ZM20 259V258H19ZM42 259V258H41ZM44 259V257H43ZM91 259V258H90ZM196 259V258H195ZM205 259V257H204ZM209 259V261H211ZM47 260V259H46ZM106 260V259H105ZM141 260V259H140ZM143 260V259H142ZM9 260H7V263L6 264H11L10 261L8 262ZM26 261V260H25ZM50 261V260H49ZM52 261V260H51ZM99 261V260H98ZM101 261V260H100ZM156 261V260H155ZM153 262V263H157V262ZM159 261V260H158ZM174 263L176 264H184V261L183 260H180V258L178 257L176 260H173ZM198 261V260H197ZM45 262V260H44ZM47 262V261H46ZM45 262V263H46ZM58 262V261H57ZM81 262V261H80ZM102 262V261H101ZM171 262V261H170ZM169 262V263H170ZM189 262V261H188ZM193 264V261H191ZM61 263V262H60ZM83 263V262H82ZM91 264H100L99 262H90ZM47 264H52V262H48ZM57 264V263H56ZM59 264V263H58ZM63 264V263H61ZM102 264H110V263H107V262H103ZM115 264V263H114ZM117 264V263H116ZM151 264V262H150ZM157 264H160L157 263ZM172 264V263H171ZM196 264V263H195Z\"/></svg>",
  "mask_w": 264,
  "mask_h": 264
},
{
  "label": "snow or ice",
  "instance_id": "obj_3",
  "mask_svg": "<svg viewBox=\"0 0 264 264\" xmlns=\"http://www.w3.org/2000/svg\"><path fill=\"white\" fill-rule=\"evenodd\" d=\"M244 2H245V3H247V2H248V0H244Z\"/></svg>",
  "mask_w": 264,
  "mask_h": 264
}]
</instances>
